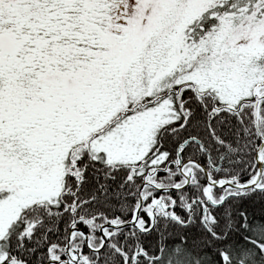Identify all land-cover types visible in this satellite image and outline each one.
Wrapping results in <instances>:
<instances>
[{"label":"snow or ice","instance_id":"6c2138e0","mask_svg":"<svg viewBox=\"0 0 264 264\" xmlns=\"http://www.w3.org/2000/svg\"><path fill=\"white\" fill-rule=\"evenodd\" d=\"M0 264H264V0H0Z\"/></svg>","mask_w":264,"mask_h":264}]
</instances>
